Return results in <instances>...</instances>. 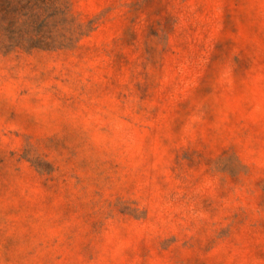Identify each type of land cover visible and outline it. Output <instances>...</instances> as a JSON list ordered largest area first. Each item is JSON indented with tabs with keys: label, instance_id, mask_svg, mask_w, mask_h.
I'll use <instances>...</instances> for the list:
<instances>
[{
	"label": "rangeland",
	"instance_id": "rangeland-1",
	"mask_svg": "<svg viewBox=\"0 0 264 264\" xmlns=\"http://www.w3.org/2000/svg\"><path fill=\"white\" fill-rule=\"evenodd\" d=\"M62 1L0 53V264H264V0Z\"/></svg>",
	"mask_w": 264,
	"mask_h": 264
},
{
	"label": "trees",
	"instance_id": "trees-1",
	"mask_svg": "<svg viewBox=\"0 0 264 264\" xmlns=\"http://www.w3.org/2000/svg\"><path fill=\"white\" fill-rule=\"evenodd\" d=\"M62 0H0V53L69 48L82 35Z\"/></svg>",
	"mask_w": 264,
	"mask_h": 264
}]
</instances>
